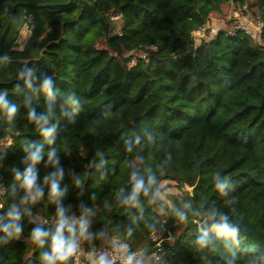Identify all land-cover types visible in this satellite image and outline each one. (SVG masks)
<instances>
[{"label":"trees","instance_id":"1","mask_svg":"<svg viewBox=\"0 0 264 264\" xmlns=\"http://www.w3.org/2000/svg\"><path fill=\"white\" fill-rule=\"evenodd\" d=\"M21 1L30 6L16 8L0 55V92L18 105L11 121L0 112V140H12L0 153L6 189L14 183L12 169L24 171L29 145L43 144L47 160L48 144L29 112L35 110L39 117L51 108L45 127L56 126L53 146L64 170L61 187H67L62 206L69 209L67 215L79 218L83 205L89 232L106 233L82 239L88 247L116 236L131 250L149 254L147 224L163 218L174 238V247L167 242L164 264H264V244L241 227H234L238 243L227 241L226 250L221 239L215 252H198L193 240L200 224L192 218L177 224L171 211L185 201L196 210L214 206L243 218L264 237V0L253 2L258 16L244 10L248 0H72L68 6L69 0H0V36L14 4ZM47 4L55 6L37 7ZM237 7L262 22L256 38L243 32L227 35L231 10ZM110 14L120 17L111 20ZM29 15L31 36L25 46L13 49ZM203 24L225 27L214 40L196 44L191 32ZM148 46L157 49L128 66V54ZM26 66L37 69L32 89L18 79ZM44 76L54 81L52 99L39 91ZM70 95L75 102L66 101ZM137 137L140 143L128 151V142ZM100 153L107 161L103 165ZM36 167L41 181L53 171L44 162ZM133 169L141 174L151 169L160 187L165 182L176 186L177 193L161 188L168 191L164 209L159 202L148 204L147 198L141 200L143 217L137 208L120 206L119 190L127 194ZM217 172L221 179L228 177L227 195L214 187ZM74 174L84 180L82 187L74 185ZM43 186L45 196L24 217L21 237L0 246V264H40L41 249L30 232L38 218L52 227L56 209ZM2 200L5 210L11 198L5 194ZM204 230L216 236L210 228Z\"/></svg>","mask_w":264,"mask_h":264},{"label":"clouds","instance_id":"2","mask_svg":"<svg viewBox=\"0 0 264 264\" xmlns=\"http://www.w3.org/2000/svg\"><path fill=\"white\" fill-rule=\"evenodd\" d=\"M5 59H7L5 57ZM37 69L34 67H24L18 73V79L24 82V86L28 89L33 88V84L38 77L36 76ZM19 88L20 85L18 84ZM39 91H42L49 99L53 98V93L56 92L54 88V81L51 76H44L41 79ZM66 101L75 102L74 97L70 95ZM18 111V105L10 102L7 99V94L0 92V112L7 117L9 121L13 120ZM53 115L51 108L45 114L37 116L35 110L29 112V119L38 126L39 135L44 138L48 144L46 152L47 160L45 161L44 145L37 146L35 143L29 145L25 149L26 155L22 163L26 165L24 171L21 172L18 168H13L14 183L8 188L3 189L11 202L5 210H0V246L9 241L17 240L21 237L24 231L23 219L25 216H31V209L37 203L41 202L45 196V189L43 185L48 186L49 203L56 206L55 220L52 227H44L48 221L44 220L40 225L31 229L30 240L41 249L39 261L40 264H72V259L78 252L82 251L81 241H92L106 236V233L101 230L97 233L89 232V224L85 219L87 210L83 209L81 205L82 214L79 218L67 215L68 208L62 206V199L67 193V187H61L64 179V170L60 167V158L58 151L53 145L56 144V137L54 133L56 126L52 128L45 127L48 124L49 118ZM151 140L152 137L149 136ZM140 143L137 137L134 141L127 144V150L131 151L134 144ZM34 148V150H32ZM136 161L143 163V157H135ZM101 165L107 163L104 159L103 153L99 154ZM44 162L46 166H51L53 171L48 173L40 180L37 165ZM94 167V163H90ZM164 171L161 169V175ZM103 175V174H102ZM221 173L217 172L213 176L214 187L221 195H227L225 189L229 185L227 176L220 178ZM73 183L80 188L84 184L79 175L74 174ZM129 190L125 195L124 189L119 190L117 199L120 206L131 207L139 209L140 217L145 215L144 206L141 200L147 198V203L157 205L162 210L165 207L164 196L157 176L152 174L151 169L141 174L139 170L133 169L129 175ZM172 216L175 223L186 225L190 218L193 223H199L200 229L193 240V244L200 253L215 252L218 249V241L221 239L225 242V250L227 249V241L238 243L237 235L238 229L234 228L229 223V216L217 207L209 206L207 209L196 210L188 201L183 202L182 207H173ZM195 217H201L199 221ZM139 218V217H138ZM166 220H153L147 224L148 231L155 234L164 231ZM210 225V230L216 236L210 237L208 232L204 230L203 225ZM159 225V227H157ZM134 229L129 227L128 235L131 236ZM114 250L119 252L118 257H114L108 251H97L92 249V264H117V260H121L122 264H152V258L148 256L143 250L132 251L128 245L119 243L114 247ZM162 259V257L160 258ZM205 259V257H201ZM234 264V261L231 262Z\"/></svg>","mask_w":264,"mask_h":264},{"label":"built area","instance_id":"3","mask_svg":"<svg viewBox=\"0 0 264 264\" xmlns=\"http://www.w3.org/2000/svg\"><path fill=\"white\" fill-rule=\"evenodd\" d=\"M87 2H95L96 0H86ZM24 14L26 12L24 11ZM120 17V14H110L111 20H117ZM230 19H233L231 25L227 28L226 32L229 36H236L238 32H243L247 36L251 38H256L259 34L260 29L262 28V22L254 17V16H246L241 9L233 8L230 13ZM33 16L29 15L27 19V23L25 25L26 30V38H30L32 30H33ZM222 29L218 28V26L211 25V24H203L197 28H195L191 35L195 40L196 44L201 43L202 41L210 42L214 40L219 31ZM111 33H114L112 31ZM157 48L154 46H148L143 50H139L135 53L130 52V60L128 62V66H133L135 63L136 58H140L144 60L146 58V51L147 50H156ZM12 145V140L10 138H4L0 140V153H2L5 149ZM6 189L2 177H0V190ZM6 193L0 191V210H3V200L2 198L5 196ZM47 220L46 218L43 219H36L34 223L36 226L40 225L42 221ZM48 221V220H47ZM161 221H164L162 218ZM50 223L48 221L47 224L43 226H49ZM166 233V236H165ZM150 241L152 242V250L148 256L152 258V264H164L165 259L167 257V245L172 248L174 247V241L169 233L166 230V224L164 226V231L157 232L155 234L151 233ZM167 242H170L167 244ZM119 243H123L128 245V248L131 250L129 244L124 242L123 240L119 239L116 236H107L102 240L100 244L92 245L88 247L83 241H81L82 251L78 252L77 255L72 259V264H92L93 256H92V249L95 248L97 251H108L112 253L114 257H118L120 255L119 252L114 250V247ZM138 251V250H132ZM162 257V259H160ZM87 260V261H85ZM117 264H122L121 260H117Z\"/></svg>","mask_w":264,"mask_h":264},{"label":"water","instance_id":"4","mask_svg":"<svg viewBox=\"0 0 264 264\" xmlns=\"http://www.w3.org/2000/svg\"><path fill=\"white\" fill-rule=\"evenodd\" d=\"M72 3V0H69L66 4V6L70 5ZM18 6H30V4L26 1H21V2H16L10 12V16H9V21H8V24L6 25V27L4 28V30L2 31V34L0 36V55L2 54L3 52V45H4V39L8 33V30H9V27H10V24H11V21L13 20V17H14V14H15V11H16V8ZM55 5H51V4H47V5H37V7H46V8H51V7H54ZM229 223L233 226V227H241L243 228L244 230H246L248 233L256 236L260 242L262 244H264V237H262L258 232L257 230L255 229L254 226H252L251 224H249L247 221H245L243 218H240V217H237V216H229ZM204 228H210V225L208 224H204L203 225Z\"/></svg>","mask_w":264,"mask_h":264},{"label":"rangeland","instance_id":"5","mask_svg":"<svg viewBox=\"0 0 264 264\" xmlns=\"http://www.w3.org/2000/svg\"><path fill=\"white\" fill-rule=\"evenodd\" d=\"M249 1V3L248 4H243V7H244V10L246 11V12H248V13H253V14H255L256 16H258V13L256 12V9H255V7H254V0H248ZM238 9H241L240 7H237ZM233 9V8H232ZM224 27L225 26H223L222 24H219L218 25V28H220V29H224ZM166 186V189L169 191V192H172V193H177L178 192V190H177V188H176V186H174L173 185V183H170V182H165V183H163L162 185H161V188H164ZM168 191H166L165 190V192H167L168 193ZM88 224H90V222L88 223ZM180 231V230H179ZM179 231H177V232H179ZM172 239H173V241H174V238H173V236H172ZM85 261H87V260H85Z\"/></svg>","mask_w":264,"mask_h":264},{"label":"crops","instance_id":"6","mask_svg":"<svg viewBox=\"0 0 264 264\" xmlns=\"http://www.w3.org/2000/svg\"><path fill=\"white\" fill-rule=\"evenodd\" d=\"M25 35H26V30H25V26H24L20 30V32L18 34V37H17V39L14 42L13 49H16L17 47L18 48L19 47L22 48L23 46L26 45V42H27L28 38H26Z\"/></svg>","mask_w":264,"mask_h":264}]
</instances>
